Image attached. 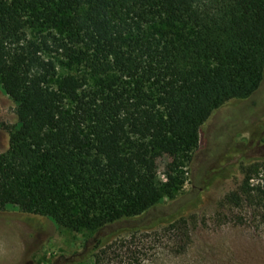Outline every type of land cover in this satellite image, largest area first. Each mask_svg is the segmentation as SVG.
I'll return each mask as SVG.
<instances>
[{
	"label": "trees",
	"instance_id": "16d2710c",
	"mask_svg": "<svg viewBox=\"0 0 264 264\" xmlns=\"http://www.w3.org/2000/svg\"><path fill=\"white\" fill-rule=\"evenodd\" d=\"M54 52L77 57L85 73L54 88L57 66L45 58ZM263 82L264 0H0V85L18 118L0 154V211L91 233L57 264H123L122 252L135 256L157 236L149 225L175 197L181 153ZM241 169L215 220L261 231L264 157ZM164 221V235L199 223L194 214Z\"/></svg>",
	"mask_w": 264,
	"mask_h": 264
},
{
	"label": "rangeland",
	"instance_id": "374dc122",
	"mask_svg": "<svg viewBox=\"0 0 264 264\" xmlns=\"http://www.w3.org/2000/svg\"><path fill=\"white\" fill-rule=\"evenodd\" d=\"M45 58L57 66V76L50 82L54 88L68 74L85 73L77 57L54 52ZM96 80L91 77L90 84ZM71 107L67 102V109ZM17 129L16 105L0 85V154L8 150L11 134ZM204 132L192 153L180 155V167L174 173L175 197L164 198L149 225L157 236L148 233L142 238L132 248L135 256L122 252L123 264H264V229L219 225L215 220L219 204L243 178L241 165L247 159L264 157V82L251 98L214 115ZM171 162L165 155L155 161L160 180L165 181ZM180 214H194L199 223L190 224L181 235H164V220ZM90 235L60 229L48 217L8 206L0 211V264H57L61 257L80 253ZM80 264H93V260Z\"/></svg>",
	"mask_w": 264,
	"mask_h": 264
}]
</instances>
